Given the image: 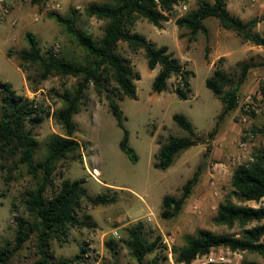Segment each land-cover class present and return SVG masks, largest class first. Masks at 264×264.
<instances>
[{
  "label": "rangeland",
  "instance_id": "374dc122",
  "mask_svg": "<svg viewBox=\"0 0 264 264\" xmlns=\"http://www.w3.org/2000/svg\"><path fill=\"white\" fill-rule=\"evenodd\" d=\"M198 1L212 4L214 0H180L169 15V21L161 27L140 19L135 32L145 36L158 46H167L169 51L184 66L192 71L190 77L192 92L188 100H181L176 94L179 80L169 81V89L161 94L152 91V84L159 72L148 69L144 51L133 52L127 44L120 43V54L131 62L141 79L135 82L138 100L118 101L129 132V146L138 156L133 163L120 149L124 132L111 115L105 96H99L91 85L87 91L88 102L74 117L78 132L76 140L82 145L83 161L71 156L62 161L55 171V186L63 179L85 180V188L91 196L107 194L116 197L117 202L108 206H92L86 201L79 210L80 220H86L90 227L71 228L67 236H61L51 243L54 261L71 259L89 252L82 264H138L126 245L127 230L143 225L144 236L150 243L160 238L158 251L146 258L160 259L159 264H175L171 249L184 245V237L194 235L198 229L214 233H233L215 224L220 203L233 196L231 179L234 170L249 163L253 154L264 147V137L254 134L253 128H264V99L260 87L264 84V48L245 43L232 31L223 29L215 19H208L205 25L208 35L196 36L176 25V20L197 8ZM98 0H49L41 5L32 0H0V85L9 83L21 96L49 112L44 122L34 130L40 143L35 161L40 162L45 154V142L52 134H64L53 114L62 106L58 95L73 90L77 80L71 77H51L35 86L28 80L33 70L26 72L19 68L18 53L28 48L27 34L38 40L42 54L82 62L84 52L65 33L51 13L68 15L75 12L77 24L95 38H100L105 23L88 18L84 9ZM186 7L187 11H183ZM230 13L248 22L264 16V0H227ZM256 32L264 36V22L258 24ZM57 48V52H54ZM220 66L237 80L240 63L253 66L240 88L239 107L220 124L213 140L193 147L179 155L174 165L166 171L154 168L159 150L158 140L169 136L187 137L173 121L175 114H184L192 122L198 137L207 140L216 128L222 105L206 87L219 60ZM17 158L0 154V246L12 250L15 246L16 218H27L21 199L27 190L36 186L28 175L25 165L17 164ZM200 170L199 182L187 200L182 212L174 219L161 218L162 201L165 196L179 198L182 186ZM95 171L100 172L97 176ZM63 177V178H62ZM54 186V188H55ZM52 190V189H51ZM249 206H264L261 203H247ZM116 233V235H115ZM34 237L12 258V264H33L37 260ZM264 264L257 255L234 253L228 249L213 250L209 256L201 257L192 264L224 262L242 264L243 261Z\"/></svg>",
  "mask_w": 264,
  "mask_h": 264
},
{
  "label": "trees",
  "instance_id": "16d2710c",
  "mask_svg": "<svg viewBox=\"0 0 264 264\" xmlns=\"http://www.w3.org/2000/svg\"><path fill=\"white\" fill-rule=\"evenodd\" d=\"M49 0H32V4L41 5ZM180 0H98L84 9L88 18H95L105 23L102 36L95 38L77 24L75 12L66 16L51 13V17L62 26L65 33L84 52L82 62L56 58L52 54H42L38 40L27 34L28 48L18 53L19 68L33 70L28 80L38 86L51 77L74 78L77 83L73 90H65L58 95L62 106L53 116L63 128L64 134H52L45 142V154L40 162L35 161L36 151L40 143L34 135L35 128L42 124L50 113L44 114L41 106L28 98L18 95L9 83L0 85V154L7 158H17V164L27 167L28 175L36 181V186L24 192L22 206L27 218H16L15 246L12 250L0 246V264H12L15 254L34 237V248L37 260L33 264H82L89 250L85 247L82 253L71 259L54 261L51 254V243L67 236L71 228L90 227L86 220H80L79 210L83 201L92 206H108L117 202L116 197L107 194L91 196L85 188V180L63 179L55 186V171L58 165L70 158H82V145L76 140L78 132L74 117L81 112L88 102L87 91L91 85L99 96H105L111 115L119 128L124 132L120 142L121 151L133 163L138 156L129 146V132L124 124L123 112L118 101L125 99L138 100L136 81L141 79L131 62L119 52L120 43H125L133 52L144 51L148 69H159L152 91L161 94L168 91L169 81L179 80L176 94L181 100H188L192 92L190 77L192 71L185 70L180 61L174 57L167 46H158L145 36L135 32L140 19L147 20L155 27L169 21V15ZM215 19L220 26L237 34L245 43L264 48V36L256 32L264 16L253 18L248 22L233 16L227 8V0H214L212 4L198 1L197 8L176 20L181 30L188 31L191 36L199 33L208 35L205 21ZM221 58L213 75L206 80V87L222 105V113L218 116L216 128L204 140L195 133L190 119L184 114H175L174 123L187 137L169 136L159 139V150L154 168L166 171L171 168L177 157L193 147L204 145L214 139L220 124L239 107L240 88L246 81L253 66L240 63V74L233 79L220 66ZM260 95L264 99V84L260 87ZM254 134L264 137V128H253ZM200 170L188 180L181 189L179 198L165 196L162 201L161 218L171 220L183 210L184 205L199 182ZM63 178V177H62ZM233 196L240 204L225 200L217 209L214 222L233 233H214L207 229H198L194 235L184 237V245L173 247L171 254L175 264H192L201 257L209 256L213 250L224 248L234 253H248L264 260V206L253 207L247 203H261L264 199V147L258 149L249 163L238 166L232 175ZM55 186V188H54ZM52 189V190H51ZM161 239L150 243L144 236L143 225L138 224L127 230L126 245L131 256L138 264H159L160 259L152 261L146 258L155 254L160 248ZM208 264H227L210 262ZM242 264H258L255 261H243Z\"/></svg>",
  "mask_w": 264,
  "mask_h": 264
},
{
  "label": "built area",
  "instance_id": "2783aa9c",
  "mask_svg": "<svg viewBox=\"0 0 264 264\" xmlns=\"http://www.w3.org/2000/svg\"><path fill=\"white\" fill-rule=\"evenodd\" d=\"M183 11H187V8L184 7V8H183ZM56 50H57V48H55L54 52H57ZM115 235H116V233H115ZM86 256H87V255H86Z\"/></svg>",
  "mask_w": 264,
  "mask_h": 264
},
{
  "label": "bare ground",
  "instance_id": "6f19581e",
  "mask_svg": "<svg viewBox=\"0 0 264 264\" xmlns=\"http://www.w3.org/2000/svg\"><path fill=\"white\" fill-rule=\"evenodd\" d=\"M95 172H96L95 174H96L97 176H100V172H99V171H95Z\"/></svg>",
  "mask_w": 264,
  "mask_h": 264
}]
</instances>
